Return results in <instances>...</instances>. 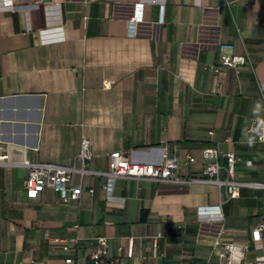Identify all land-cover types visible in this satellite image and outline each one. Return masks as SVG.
Masks as SVG:
<instances>
[{
    "label": "crops",
    "instance_id": "0c3cea01",
    "mask_svg": "<svg viewBox=\"0 0 264 264\" xmlns=\"http://www.w3.org/2000/svg\"><path fill=\"white\" fill-rule=\"evenodd\" d=\"M12 1L0 0V154L70 165L88 137L92 155L67 203L50 188L30 198L28 167L0 164V264H91L99 235L117 264L264 261V0ZM233 54L247 62L223 63ZM166 143L183 177L204 175L205 148L222 165L234 151L241 195L118 177L109 198L97 171L114 151L161 162ZM47 234L79 240L67 251Z\"/></svg>",
    "mask_w": 264,
    "mask_h": 264
},
{
    "label": "built area",
    "instance_id": "2783aa9c",
    "mask_svg": "<svg viewBox=\"0 0 264 264\" xmlns=\"http://www.w3.org/2000/svg\"><path fill=\"white\" fill-rule=\"evenodd\" d=\"M5 6H13L12 0H2ZM144 13V6L141 9ZM221 47H230L234 49L233 44H223ZM222 61L228 65H237L247 62L246 55H228L223 56ZM219 71V68H216ZM105 87L112 85V81L106 80ZM259 140L264 142V119L261 120L259 127ZM163 160L161 162L137 161L123 151H114L111 154L110 170L103 172L97 171L109 178V198H112V189L118 177H136L151 179L156 182H172L187 183L192 181H212L224 186L222 202L229 199L237 198L241 195V187L246 184L239 180L236 176L237 155L234 151L225 154L227 157V165L219 162L220 152L217 147H207L203 150V156L207 160L204 175L183 177L178 174L180 168V155L177 146L164 144L162 148ZM91 142L88 137H84L82 141L81 152L78 154L75 162L70 165H62L51 162H33L30 159H17L11 156L9 152L0 154V164L23 165L28 167V174L25 178V188L30 198L39 197L40 193L47 188L54 190L59 194L63 202L78 201L84 191L82 184L75 182V175L81 173L85 175L89 171L85 168V162L91 157ZM187 158L190 162L195 161L196 157L188 154ZM82 162V166L77 165V161ZM225 170L226 176L221 178L222 171ZM256 185L264 186V183H256ZM91 192L94 189H90ZM221 213V206L217 207ZM204 211V210H203ZM264 230V223L260 224L254 230L255 239L259 240ZM47 237L53 242H64L63 248L67 251L73 248L78 242V238L66 239L59 236L47 234ZM96 248L90 255L91 264H117V259L113 258L109 251L108 235H99L96 238ZM226 250L230 255L237 251L240 247L235 243H226ZM222 255H225L223 252ZM73 257H68L66 262L61 264H72ZM245 264H264V261L247 262Z\"/></svg>",
    "mask_w": 264,
    "mask_h": 264
}]
</instances>
